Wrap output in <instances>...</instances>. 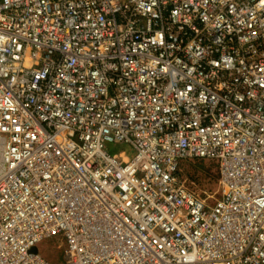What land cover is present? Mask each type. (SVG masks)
Returning a JSON list of instances; mask_svg holds the SVG:
<instances>
[{"label": "built area", "instance_id": "1", "mask_svg": "<svg viewBox=\"0 0 264 264\" xmlns=\"http://www.w3.org/2000/svg\"><path fill=\"white\" fill-rule=\"evenodd\" d=\"M57 235L64 264H264V0H0V264Z\"/></svg>", "mask_w": 264, "mask_h": 264}, {"label": "rangeland", "instance_id": "2", "mask_svg": "<svg viewBox=\"0 0 264 264\" xmlns=\"http://www.w3.org/2000/svg\"><path fill=\"white\" fill-rule=\"evenodd\" d=\"M113 152L127 151L130 147L120 144L111 149ZM179 177L196 194L204 198L208 205H213L221 195L219 182V164L207 158H189L180 162ZM40 255L52 264H64L66 245L60 235L47 238L38 244Z\"/></svg>", "mask_w": 264, "mask_h": 264}, {"label": "water", "instance_id": "3", "mask_svg": "<svg viewBox=\"0 0 264 264\" xmlns=\"http://www.w3.org/2000/svg\"><path fill=\"white\" fill-rule=\"evenodd\" d=\"M34 251L36 252V251H37V249H34Z\"/></svg>", "mask_w": 264, "mask_h": 264}]
</instances>
